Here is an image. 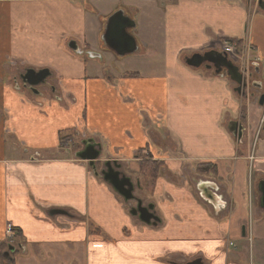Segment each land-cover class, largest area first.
<instances>
[{"label": "crops", "instance_id": "crops-1", "mask_svg": "<svg viewBox=\"0 0 264 264\" xmlns=\"http://www.w3.org/2000/svg\"><path fill=\"white\" fill-rule=\"evenodd\" d=\"M119 11L134 23L127 34L136 47L122 57L103 42L107 19ZM225 40L248 47L252 82L261 86L254 95L186 65ZM23 67L47 69L49 89L36 96L19 88ZM262 95L264 10L254 3L0 0V243L11 229L21 245L13 264H246V248L264 254ZM228 121L241 122L240 144ZM75 129L101 145L97 164L116 162L137 183L147 154L138 151L159 160L156 180L145 183L156 226L134 222L81 160L75 139L66 145ZM155 134L170 148L150 142ZM206 165L216 168L215 180L198 172ZM195 178L212 183V200L201 196V179L196 197L188 186Z\"/></svg>", "mask_w": 264, "mask_h": 264}, {"label": "water", "instance_id": "water-1", "mask_svg": "<svg viewBox=\"0 0 264 264\" xmlns=\"http://www.w3.org/2000/svg\"><path fill=\"white\" fill-rule=\"evenodd\" d=\"M259 8L264 10V3L260 1L258 3ZM134 25L129 18L124 16L122 11L114 13L107 22L105 29V36L103 38V42L105 46L111 50L116 52V54L120 57L124 55L133 54L136 51V47L134 44V40L127 34V30L133 29ZM73 46V47H72ZM71 51L76 52L75 44H71L68 47ZM89 58L98 57L94 56L91 53H88ZM187 66L191 68H199L202 65H206L207 69L211 67L213 69H217V73L221 70H225L226 75L232 79L234 83L238 86H242L243 80L241 76L235 73L234 67L227 61L226 56L217 51H207L203 54H194L190 58L185 60ZM234 70V71H233ZM49 77V72L47 70H41L39 72H35L34 70L26 71L23 80L28 84L29 87H38L39 85H43L46 79ZM246 85H243L245 88ZM264 104V95L260 97L259 105L262 106ZM240 137V133H239ZM85 146L84 152L80 154V158L82 161L88 162V165L91 167L100 156V146L96 149L94 145H92V141H84L82 143ZM107 182L111 188L125 201H129L132 199L133 187L128 178L120 177L119 174L114 172L113 175L106 177L103 179ZM260 193H261V205L264 209V184L260 185ZM138 203L137 208L130 210V215L134 217H138L139 221L145 225L156 226L158 223V218L153 213V206L150 205L147 208L141 207ZM53 215H66L65 212L60 210H53L51 212ZM8 251L10 253L14 252V248L8 246ZM5 257H8V252L5 253ZM190 264H199L198 262L190 263Z\"/></svg>", "mask_w": 264, "mask_h": 264}, {"label": "flooded vegetation", "instance_id": "flooded-vegetation-1", "mask_svg": "<svg viewBox=\"0 0 264 264\" xmlns=\"http://www.w3.org/2000/svg\"><path fill=\"white\" fill-rule=\"evenodd\" d=\"M29 69L34 70L35 72H39V71H41V70H47V69H39V70H35V69L29 68V67H23V68H22L20 71H18V73H17V76H18V79H19V82H17V83L20 85L19 88L25 89L26 91H29V92H31L32 94L36 95V96H40V95H42V93L40 92V89H41V88L49 89L48 79L51 77V74H50V72L47 70V71L49 72V77L46 79L45 83H44L43 85H39L38 87H33V88H31V87H29L28 84L23 80V77H24L26 71H28ZM256 84H258V83L251 82V83H250V86H249V85L246 83V88H245L244 92L247 91V90H249L250 88H252V87H253L254 85H256ZM259 88H261L260 85H259ZM233 91H236L238 94H242V96H244L243 90L240 91V87H238V88H237V87H233ZM262 96H263V95H262ZM262 124H264V121H263ZM226 126H227V128L231 131V133H232V135H233V137H234L235 143L240 144V143L242 142V139H243V128H242L241 122H236V124H235V123H231V122L228 121V123L226 124ZM261 129H262V125H261V127L259 128L258 135H259ZM239 133H240V137H239ZM257 137H258V136H257ZM256 141H257V139H256ZM256 141L254 140V142H251V143L248 145L249 150L252 149L254 153H255ZM71 142H72V139H70V140L66 143V145L69 144V143H71ZM84 148H85V147H83V148L81 149V151L83 150V151L81 152V154L84 152ZM95 148H96V147H95ZM254 153H253L251 156H248V160H249V162H250V166H251V162L253 161L252 156L254 155ZM91 167H92V169H93L92 171H94V173L97 174V175H98L100 178H102V179H104V178H106V177H109V176L113 175L114 172H116V173L119 174V178H120V177H125V178H128V179L130 180L129 175H128V174H125V171H123V169L121 168V165H120V164H117L116 162L104 161V165L98 163V164H93ZM248 173H249V171H248ZM249 174L251 175V173H249ZM130 181H131V180H130ZM133 184H134V183H133ZM263 184H264V183H263ZM134 185H136V184H134ZM201 185H202V186H200V191H201V193H202L201 196H202L203 198L205 197V198H206L207 200H209V201L212 200L211 195L208 194V192H207L206 189H209V188L213 189V188H214V190H216L215 187L212 185V183H211L210 181H204V182H201ZM259 188H260V187H259ZM135 190H136V188H135ZM133 193H134V192H133ZM133 193H132V199H131L130 201H127V202H128V203H129V202H133V203L135 204V208H137L138 203H140V204H139L140 206H143V203L141 202V200H139V198L135 197V196L133 195ZM259 193H260V189H259ZM148 206H149V205H148ZM148 206H147V207H148ZM259 207H260L262 210H264V209L262 208V205H261V193H260V199H259Z\"/></svg>", "mask_w": 264, "mask_h": 264}, {"label": "rangeland", "instance_id": "rangeland-1", "mask_svg": "<svg viewBox=\"0 0 264 264\" xmlns=\"http://www.w3.org/2000/svg\"><path fill=\"white\" fill-rule=\"evenodd\" d=\"M243 48V47H242ZM245 48H247L248 49V47H245ZM250 62V61H249ZM251 63H249L248 65H244V63H241V65L243 66V68L245 69V74H246V76H248L249 74L251 75V82H252V75H253V67H251V65H250ZM250 81H249V83H248V85L250 86V83H251ZM257 83V82H256ZM248 91V93L249 94H251V95H254L253 93L254 92H256L257 90H255V88L254 87H252V88H250L249 90H247ZM70 133V132H69ZM76 133H77V131H76ZM73 138L75 139V146H76V148L77 149H81V140H79V138H78V136H73ZM71 139H72V137H71ZM150 142H152V143H157L158 145H166V147H167V149H169L170 147L168 146V144H169V141H168V139H166V140H161L160 142H156L155 140H154V138L153 137H151L150 138ZM174 147H176V143L174 142ZM173 151V150H172ZM176 150H174V152H175ZM254 152H253V150L252 149H250L249 151H248V156H251L252 154H253ZM175 154H176V152H175ZM169 158L170 159H178L177 157H175V155L174 154H170V156H169ZM252 158H254V155L252 156ZM140 164V172H139V174H140V176L138 175L137 177L139 178V181H140V183L138 184V186H140L143 190H136V192H134V196H137L140 200H141V202L143 203V206L144 207H146L149 203H148V201H147V198H148V196H149V194H150V190H149V188L145 185V183L146 184H148L149 185V187L151 188V185L153 184V181L151 180V177H150V175H149V172H148V170H146V169H142V163H139ZM163 166V165H162ZM162 166L160 167V168H162ZM122 169H123V171H125V174H129L130 175V171H129V169H127L126 167H122ZM216 174H210V175H206V177H208L209 179H212V180H215V178H216V176H215ZM203 178H205V177H203ZM248 178H249V180L252 182V176L250 175V176H248ZM101 180H103L102 178H100ZM132 179H134L133 177H131V180ZM199 179H201V178H195L193 181L192 180H190V182L188 183V186L189 187H192V190H193V192L196 194V197L197 198H200L199 197V195H198V193H197V191L194 189V183H195V180H199ZM203 179H201V181H202ZM133 181V180H132ZM202 182H204V181H202ZM133 183L135 184V182L133 181ZM218 183V182H217ZM136 189H137V187H136ZM139 189V188H138ZM143 191H145V195L143 194ZM143 200H142V199ZM123 203H124V205H125V208H126V211H127V214H128V216L132 219V220H134V222H137V223H141L139 220H138V218L137 217H134V216H131L130 215V209H132V208H135V204L133 203V202H124V201H122ZM91 228H93V225H91ZM96 228H94L93 230H95ZM94 234H97V235H100V231L98 232V233H94ZM3 244H11V245H13V246H15L16 247V250L19 252V250L17 249V245L16 244H13V243H11V241H8V240H6V241H4L3 242ZM244 253V259L246 260V264H264V254L262 253V252H260V251H258V250H256V249H253V253H252V250L250 251V250H248V248H246L245 249V251L243 252ZM242 253V254H243Z\"/></svg>", "mask_w": 264, "mask_h": 264}, {"label": "trees", "instance_id": "trees-1", "mask_svg": "<svg viewBox=\"0 0 264 264\" xmlns=\"http://www.w3.org/2000/svg\"><path fill=\"white\" fill-rule=\"evenodd\" d=\"M226 42H228V43H236L233 40H227ZM237 43H239V42H237ZM234 69H235V73L237 74L236 68H234ZM214 75H217V74L214 73ZM68 139L70 140L71 137H68ZM140 153H141V151H138V155ZM160 167H161V165L159 163L152 161V157L150 155H148V159L143 161V163H142V169L148 170L152 181L156 180L158 171L161 169ZM197 170H198V172L204 173V174H207L209 172H211L212 174H217L216 168L214 166H210V165L199 166ZM94 233H98V232L95 231ZM14 249L16 250L15 247H14ZM7 251H8V248H7L6 244H3L1 242L0 243V264H13L12 259H11L12 254H10L8 257H5V253Z\"/></svg>", "mask_w": 264, "mask_h": 264}, {"label": "built area", "instance_id": "built-area-1", "mask_svg": "<svg viewBox=\"0 0 264 264\" xmlns=\"http://www.w3.org/2000/svg\"><path fill=\"white\" fill-rule=\"evenodd\" d=\"M251 1H255V2H256V1H259V0H251ZM223 50H224L225 52H227V53L233 55V56H234V54H235V48H234V46L224 45V46H223Z\"/></svg>", "mask_w": 264, "mask_h": 264}, {"label": "bare ground", "instance_id": "bare-ground-1", "mask_svg": "<svg viewBox=\"0 0 264 264\" xmlns=\"http://www.w3.org/2000/svg\"><path fill=\"white\" fill-rule=\"evenodd\" d=\"M237 49V48H236Z\"/></svg>", "mask_w": 264, "mask_h": 264}]
</instances>
